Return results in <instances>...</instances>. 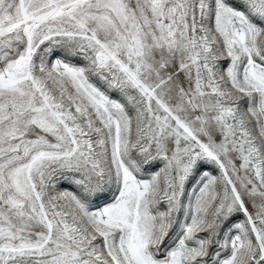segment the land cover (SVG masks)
<instances>
[{
  "label": "snow or ice",
  "instance_id": "6c2138e0",
  "mask_svg": "<svg viewBox=\"0 0 264 264\" xmlns=\"http://www.w3.org/2000/svg\"><path fill=\"white\" fill-rule=\"evenodd\" d=\"M0 264H264V0H0Z\"/></svg>",
  "mask_w": 264,
  "mask_h": 264
}]
</instances>
